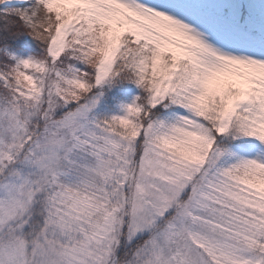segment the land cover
I'll use <instances>...</instances> for the list:
<instances>
[{"label":"snow or ice","instance_id":"1","mask_svg":"<svg viewBox=\"0 0 264 264\" xmlns=\"http://www.w3.org/2000/svg\"><path fill=\"white\" fill-rule=\"evenodd\" d=\"M0 264H264V0H0Z\"/></svg>","mask_w":264,"mask_h":264}]
</instances>
